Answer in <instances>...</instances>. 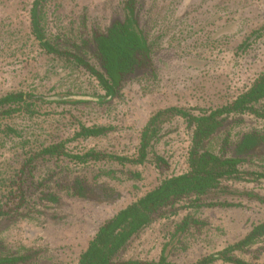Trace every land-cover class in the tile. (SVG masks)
I'll use <instances>...</instances> for the list:
<instances>
[{
  "label": "rangeland",
  "instance_id": "374dc122",
  "mask_svg": "<svg viewBox=\"0 0 264 264\" xmlns=\"http://www.w3.org/2000/svg\"><path fill=\"white\" fill-rule=\"evenodd\" d=\"M126 1L45 0L43 22L49 37H60L62 45H81L82 39L105 31L117 19L123 20ZM33 2L0 0V98L12 92L32 96L67 92L105 95L86 69L73 60L48 54L40 46L31 31ZM135 4L141 25L150 42H155L152 70L132 77L110 103L58 104L31 98L28 112L0 115L1 182L6 183L19 168L20 155L36 141H66V150L73 154L95 149L134 157L143 127L158 110L179 106L198 114L199 110L220 107L234 100L264 72V0H135ZM257 31L261 33L253 35ZM250 36V44L244 47ZM91 62L97 66L94 59ZM243 117L242 131L264 132V118L250 114ZM81 124L111 130L103 136L74 138ZM7 126L19 131L20 136L1 132ZM191 143L192 132L184 119L166 122L160 141L153 147L168 162L166 170L157 169L151 155L143 165L129 166L141 174L139 180L119 174L120 180L99 179L109 184L106 189H98L97 182L93 185L91 193L106 196L107 201L96 197L81 200L61 193V203L44 210L45 214H31L3 227L0 253L31 251V264H77L104 221L165 178L188 170ZM54 162L41 169L42 173L47 169L60 173L77 169V163L68 159ZM243 168L264 172V161ZM95 175L90 172L87 179L92 181ZM245 187L264 197L263 181ZM229 201L235 206L189 208L152 223L132 238L122 259L158 261L174 223L189 214L206 221V226L185 234L171 253L170 262L193 264L233 244L264 219V203L242 198ZM239 256L264 264V237L250 253Z\"/></svg>",
  "mask_w": 264,
  "mask_h": 264
},
{
  "label": "trees",
  "instance_id": "16d2710c",
  "mask_svg": "<svg viewBox=\"0 0 264 264\" xmlns=\"http://www.w3.org/2000/svg\"><path fill=\"white\" fill-rule=\"evenodd\" d=\"M44 2H33V36L46 53L73 60L86 69L98 80L105 95L96 97L67 92L56 96H32L24 92H12L0 98V115H11L20 110L28 112L32 105L28 102L31 98L58 104L110 103L120 95L124 84L132 77L143 74V70H152L155 42H150L141 25L135 0L126 1L123 20L117 19L105 31L94 32L91 38L82 39L81 45H62L60 37H49L43 22ZM259 33L261 31L253 35ZM252 38L250 36L247 39L244 47L250 44ZM92 59L97 66L91 62ZM20 104L23 105L18 106ZM245 114L264 118V72L234 100L220 107L199 110L198 114L179 106L158 110L143 127L134 157L102 153L95 149L73 154L66 150V141H36L34 147L20 155V166L6 183L0 181V186L4 185L0 192V232L3 227L29 218L31 214H45L44 210L61 203V193L88 200L96 197L91 193L96 182L100 190L108 187L109 184L100 183L99 179L120 180L119 174H126L131 180H139L141 174L129 166L143 165L151 155L155 167L161 171L166 170L168 162L156 154L153 147L161 139L164 124L174 118H181L192 132L188 170L165 178L158 186L104 221L77 261V264H178L168 259L182 237L192 228L200 231L206 226V221L190 214L174 223L173 233L163 246L158 261H125L121 255L132 238L152 223L176 216L181 210L235 206L229 200L237 198L256 199L264 203L263 196L245 187L247 184L264 182V172L243 168L264 161V132L242 131ZM110 130L111 127L107 126L81 124L74 138L103 136ZM1 132L20 136L19 131L9 126ZM60 159L77 163V169L66 173L47 169L42 173L48 164L54 165V161L59 162ZM124 168L127 169L123 171ZM90 172L96 174L92 181L87 179ZM242 184L243 187L240 186ZM105 197L96 198H102V202L107 201ZM263 237L264 219L255 224L242 239L193 264H254L242 259L239 254L250 253ZM32 257L31 251L27 254L1 252L0 264H31L29 262Z\"/></svg>",
  "mask_w": 264,
  "mask_h": 264
}]
</instances>
